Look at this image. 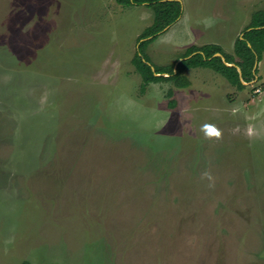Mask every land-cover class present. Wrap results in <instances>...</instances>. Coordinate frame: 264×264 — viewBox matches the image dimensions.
Segmentation results:
<instances>
[{"label":"rangeland","instance_id":"obj_1","mask_svg":"<svg viewBox=\"0 0 264 264\" xmlns=\"http://www.w3.org/2000/svg\"><path fill=\"white\" fill-rule=\"evenodd\" d=\"M177 1L141 50L154 67L216 33L238 60L227 42L264 11ZM153 18L0 0V264H264V52L241 91L196 68L141 93L131 59Z\"/></svg>","mask_w":264,"mask_h":264},{"label":"trees","instance_id":"obj_2","mask_svg":"<svg viewBox=\"0 0 264 264\" xmlns=\"http://www.w3.org/2000/svg\"><path fill=\"white\" fill-rule=\"evenodd\" d=\"M115 2L123 7L145 5L154 10L153 23L138 37L136 51L131 59L132 66L141 78V93H144L150 83L181 80L180 74L191 68H209L223 76L237 91L243 89L242 82L248 83L254 80L256 73L253 72L254 63L256 60L260 61L259 55L264 52V11L255 12L240 38L236 39L233 51L238 60L224 56L217 46H192L186 50L184 59L174 69L173 66L160 68L148 64V61L142 57L141 50L166 27L178 21L181 14L180 3L177 0H115ZM217 53L220 57H214ZM181 81L179 87L188 85L187 81Z\"/></svg>","mask_w":264,"mask_h":264},{"label":"crops","instance_id":"obj_3","mask_svg":"<svg viewBox=\"0 0 264 264\" xmlns=\"http://www.w3.org/2000/svg\"><path fill=\"white\" fill-rule=\"evenodd\" d=\"M115 1V0H114ZM116 3V2H115ZM117 4V3H116ZM118 5V4H117ZM120 6V5H119ZM120 7H123V6H120ZM125 8H127V7H125ZM95 8H93V10H94ZM152 9V8H151ZM92 10V11H93ZM252 17V16H251ZM251 17L249 18L250 20H251ZM223 20H226V19H223ZM152 22H153V19H152ZM249 23H250V21H249ZM169 27H171V26H169ZM168 27V28H169ZM167 28V29H168ZM166 29V30H167ZM221 35V34H220ZM216 36H218V33H216V34H214L213 35V37L211 38V43L210 44H202V43H200L199 42V40L197 39L196 41H195V43L193 44V45H191V46H189V47H192V46H196V47H202V46H207V45H213V46H218V44H220V43H223L224 44V42L220 39V38H218V37H216ZM237 36H239L238 35V30H237ZM236 39H237V37H236ZM236 39H234V41L232 42V38H230V42H227L228 44H230L231 46H232V49H234V43H235V41H236ZM197 42V43H196ZM198 45H200V46H198ZM189 47H187L186 48V50L189 48ZM220 47V46H219ZM191 69H196V68H191ZM189 70V69H188ZM187 71V70H186ZM228 83V82H227ZM229 84V83H228Z\"/></svg>","mask_w":264,"mask_h":264},{"label":"water","instance_id":"obj_4","mask_svg":"<svg viewBox=\"0 0 264 264\" xmlns=\"http://www.w3.org/2000/svg\"><path fill=\"white\" fill-rule=\"evenodd\" d=\"M167 28H168V27H166V28L164 29V31H165ZM214 57H220V54L217 53V54L214 55ZM181 61H182V60H181ZM181 61H179L178 63H180ZM178 63H177V64H178ZM177 64H176V65H177ZM256 64H257V62L255 61V64H254V68H253V69L256 68ZM176 65H175V67H176ZM227 66H231V65H227ZM156 76H158V75H156Z\"/></svg>","mask_w":264,"mask_h":264}]
</instances>
